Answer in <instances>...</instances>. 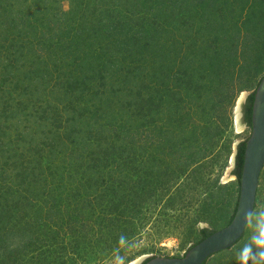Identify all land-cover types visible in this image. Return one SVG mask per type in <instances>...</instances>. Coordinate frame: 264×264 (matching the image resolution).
I'll list each match as a JSON object with an SVG mask.
<instances>
[{
	"label": "rangeland",
	"instance_id": "1",
	"mask_svg": "<svg viewBox=\"0 0 264 264\" xmlns=\"http://www.w3.org/2000/svg\"><path fill=\"white\" fill-rule=\"evenodd\" d=\"M112 1L121 17L119 24L109 21L122 29L113 44L121 57H133L134 86L125 87L131 92L126 95L117 89L119 76L100 84L92 73L89 95L100 101L103 116L89 113L69 147L71 137L54 129L51 112L43 114L47 120L37 116L45 101L35 94L53 97L45 87L48 77L31 71L47 65L53 72L69 60L57 56V63L49 49L54 53L64 43L58 31L65 24L76 28L79 19L69 22L64 11L78 1L0 0V108L6 101L15 108L0 120V253L8 255L29 235L28 189L41 217L28 229L50 244L33 247L32 260L14 261L10 254L5 264H136L150 256L179 257L199 238V228L219 229L232 212L236 147L250 134L241 106L264 74V0ZM13 32L20 34L6 40ZM51 34L48 48L44 41ZM110 61L116 59H104ZM111 88L120 94L111 95ZM108 95L113 98H103ZM80 150L82 160H75ZM178 166L184 168L176 172ZM47 187L53 192L42 197ZM9 200L16 208L5 207ZM255 203L242 237L206 264H240L238 253L264 222V165Z\"/></svg>",
	"mask_w": 264,
	"mask_h": 264
},
{
	"label": "trees",
	"instance_id": "2",
	"mask_svg": "<svg viewBox=\"0 0 264 264\" xmlns=\"http://www.w3.org/2000/svg\"><path fill=\"white\" fill-rule=\"evenodd\" d=\"M77 1L78 2L72 7L70 11H64V13L65 15H67V17H69V22L73 19H77V20L79 19V23L77 24L76 28H73L71 26H69L68 28L67 25L65 24L63 28L59 29L58 31L59 38L66 36V38L61 39V41L64 40V43L62 44L58 43L57 46L55 45L54 48H56L58 51L55 50L54 53L49 49L50 51L49 54L50 53L53 54V58H55V61L57 63H61V60L57 56H60V58L62 57L61 59H63V57L69 58V60L68 59L65 60L64 63H62L60 66H58L57 68H54L53 72L46 71L47 65H45L46 68L43 66L41 68H36L35 71H31V74H36V75L41 76V73H42L43 75H46V78L48 77L46 79L45 87L49 89L50 95L55 99V101L53 102V98L50 99L49 97L47 99V98H43L38 93L35 94L37 95L38 102L45 101V109L41 110L37 114V116L41 118L42 116H45L47 120L48 116L43 115V114L45 113L46 109L49 112H51L53 114L52 120H55L54 129L63 131V133L67 137V140H69L68 139L69 136L71 137V139L69 140V147H71L70 142H73L75 146V143L77 140V139L75 140V138L77 137L76 136L72 137V135L76 133L75 131L77 132L79 131V128L77 129V126L79 125V123H83L86 117H90L92 115L95 116L96 118L97 116L99 117L98 114L103 116V113L101 112L102 106L100 105L98 106V103L100 101L95 100V99L93 101V99L89 95V91L91 94L93 92L91 84L95 80V77L92 76L91 74L95 73L99 75L100 78H97V79L100 84H103L104 81L105 82L112 81V80L116 81L118 78L115 76H119L120 78L119 83L123 82V84L122 86L119 84L120 88L117 87V89L121 91L124 89V91H127L126 95H129L131 92H130V87L129 88H125V87H127L128 85L134 86L133 80L136 79L134 78L135 75H131V72L135 71V68L133 66L134 64L133 57H131L130 54H126L125 56L122 55L121 57L120 56L121 51H119L120 47L113 44L114 42H113L112 37L115 34L117 35L119 34L120 31H122L121 28L119 30V25L117 27V25L112 24L113 21H116V23L119 24V18L121 17V14L119 13V7L116 6V4L113 3L112 0H109V3H108V0H102L103 3H99V2L97 3V1H101V0H87L88 2H86L85 5L82 4L83 3L81 2L82 0H77ZM41 13L42 12H40V14ZM110 18H114L112 22L109 21ZM8 21H9L8 23L9 26H11L12 28L15 29V27H18L17 24L16 25L13 24V21H10V20ZM33 26L34 25H30V27H33ZM72 28L74 29V31H72ZM4 31L8 32V30H4ZM50 31L51 32L55 31V28H52L51 26ZM20 33H23V32L20 30ZM20 33L13 32L12 37H9L8 35L5 34L6 35L5 39L6 40L10 39V42H11V40L16 38V36H18ZM23 34L26 35V33H23ZM52 35L53 34H51V36L49 38H46V41H44V44L48 48H52L53 46V42H52L53 36ZM1 37L3 38V33ZM16 42H18L19 45L22 44L18 39H16ZM40 43H43V41L41 40ZM78 48L81 49L80 52L82 54L78 51ZM111 48L113 52L110 51ZM44 49L46 51L45 47ZM15 57H16V54L14 58ZM95 58H97L98 60H96L95 62L93 61V63H91L92 60ZM106 58L116 59V62L115 61L114 62L110 61V63L104 62V59ZM127 58L129 59V61L126 60ZM118 63H119L118 67L120 68H117ZM107 67H113V70L112 69L108 70ZM102 70H104V73H102ZM114 72H118V73L112 74ZM121 72H124V73L121 74ZM53 73H55V76L53 75ZM31 74L27 73L29 77H32ZM7 79H11V78L7 77ZM19 79H17L16 81L18 82ZM51 79L54 80V83L52 84H50ZM11 84H13L14 86L17 83H14L13 81H11ZM34 91L36 92L38 90H36L35 88V90H32V93H34ZM110 93L111 95H116V94H120V91H116V90L114 91L112 89ZM26 94L29 96H34L33 94H30L28 92ZM93 94H96V92ZM11 95L12 94H8L9 99L11 98ZM253 95H254V90L246 96L241 106V113H242L241 120L248 127H250V123H251V107H252ZM110 97L111 96L108 95L107 97H103V98L106 100H111L113 97L111 98ZM136 97L138 98L139 96L136 95ZM130 102L132 101L129 100L127 103H130ZM13 110H15V108L11 107V103L9 104L7 101L4 102L0 108V120L1 118L8 119L7 117L10 115V113L13 112ZM61 113H62V116H61ZM89 113H92V115H89ZM108 123H111V122H108ZM0 127H1V124H0ZM118 127H120L119 128L120 130L124 126L121 123H119ZM3 136H4V132L0 130V157L2 156V152L5 146L3 139L1 140ZM127 140L129 141L131 139L127 138ZM244 146H245V140L239 142L236 147V152L234 156V167L232 170V174L235 176V181L238 186V190H237L236 199L234 201V205L232 208V212L231 214H229L226 220V223L223 226L227 225L231 221L233 214L235 212V209H236L238 195H239V179H240V174H241V169H242V164H243ZM72 149L77 150V147H74ZM82 151L83 150L77 151L76 152L78 153L77 156H73V158L75 160L78 159L81 161L82 156H79V155L80 153H82ZM5 152H7V148L5 149ZM9 155L10 153L7 152L6 156H9ZM185 163H187L189 166L191 162L190 160L186 159ZM187 164H182V166H186ZM182 168L178 166L176 172H178ZM44 182L46 183L47 181H43V184H45ZM46 184H49V183L47 182ZM27 191L30 194V200L33 203V204L32 203L27 204V207H26L31 212V213L30 212L28 213L30 214L31 221H28L26 223L25 226L27 228L24 229V232L29 233V235L23 241V245L19 244L20 243L19 241H17V243L15 242V244L12 245L11 251L8 252V255L6 252L5 253L1 252L0 253V264H5L6 259H10L9 257L10 254L13 255L14 261H20V260L23 261L22 259L23 257L28 260H32L31 255H33L32 253L33 247L37 250L41 247V245H43V247L46 245H50L48 243H45L47 242L46 240L47 237L40 238V239L32 238L31 234L34 231H30V230H34V229H30V230L28 229V228H34L35 226H37L39 221L41 220V217L37 213L38 212L37 207L39 205L37 204L36 199L32 197L34 195L33 190L31 191L28 189ZM52 192L53 190L47 187L45 190H42L41 196L42 197L47 196L49 193H52ZM21 196L26 201L25 194ZM43 202L45 203V200ZM10 203L13 204V207H11L12 209L16 208V205H14L16 202L14 200L7 201V203L5 204V207ZM29 207L33 208V210H30ZM22 209H24V207ZM4 217H5V214L1 210L0 219H4ZM214 230L216 229L211 228V227L199 228L198 229L199 238L193 244L205 238L206 236L211 234ZM12 234H13V231L7 234L5 233V235L7 236L8 235L12 236ZM34 236L36 235L34 234ZM0 237H1V233H0ZM34 245H36V247ZM166 256L168 257V255ZM151 257L153 256L143 259V261L140 262V264H144ZM206 261L207 260H205L201 264H206Z\"/></svg>",
	"mask_w": 264,
	"mask_h": 264
},
{
	"label": "water",
	"instance_id": "3",
	"mask_svg": "<svg viewBox=\"0 0 264 264\" xmlns=\"http://www.w3.org/2000/svg\"><path fill=\"white\" fill-rule=\"evenodd\" d=\"M263 165L264 74L254 90L250 134L245 140L239 195L231 221L190 246L182 256H153L144 264H201L214 253L234 245L242 237L254 209L258 179Z\"/></svg>",
	"mask_w": 264,
	"mask_h": 264
},
{
	"label": "clouds",
	"instance_id": "4",
	"mask_svg": "<svg viewBox=\"0 0 264 264\" xmlns=\"http://www.w3.org/2000/svg\"><path fill=\"white\" fill-rule=\"evenodd\" d=\"M238 259L240 264H250V262L251 264H264V222L252 233L249 242L240 250Z\"/></svg>",
	"mask_w": 264,
	"mask_h": 264
},
{
	"label": "bare ground",
	"instance_id": "5",
	"mask_svg": "<svg viewBox=\"0 0 264 264\" xmlns=\"http://www.w3.org/2000/svg\"><path fill=\"white\" fill-rule=\"evenodd\" d=\"M132 264V263H131ZM135 264V263H134Z\"/></svg>",
	"mask_w": 264,
	"mask_h": 264
}]
</instances>
